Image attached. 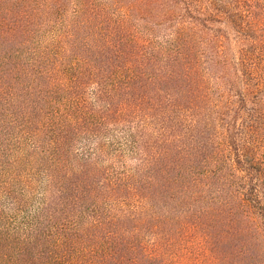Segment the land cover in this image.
<instances>
[{"label": "trees", "instance_id": "16d2710c", "mask_svg": "<svg viewBox=\"0 0 264 264\" xmlns=\"http://www.w3.org/2000/svg\"><path fill=\"white\" fill-rule=\"evenodd\" d=\"M0 264H264V0H0Z\"/></svg>", "mask_w": 264, "mask_h": 264}, {"label": "rangeland", "instance_id": "374dc122", "mask_svg": "<svg viewBox=\"0 0 264 264\" xmlns=\"http://www.w3.org/2000/svg\"><path fill=\"white\" fill-rule=\"evenodd\" d=\"M232 36V35H231ZM235 46H236V44L233 42V41H231V49H232V53H235Z\"/></svg>", "mask_w": 264, "mask_h": 264}]
</instances>
